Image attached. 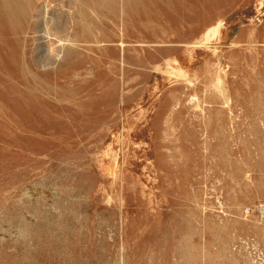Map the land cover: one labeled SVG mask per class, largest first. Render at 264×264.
Returning <instances> with one entry per match:
<instances>
[{
  "label": "rangeland",
  "instance_id": "1",
  "mask_svg": "<svg viewBox=\"0 0 264 264\" xmlns=\"http://www.w3.org/2000/svg\"><path fill=\"white\" fill-rule=\"evenodd\" d=\"M9 1L0 264H264V0Z\"/></svg>",
  "mask_w": 264,
  "mask_h": 264
},
{
  "label": "bare ground",
  "instance_id": "2",
  "mask_svg": "<svg viewBox=\"0 0 264 264\" xmlns=\"http://www.w3.org/2000/svg\"><path fill=\"white\" fill-rule=\"evenodd\" d=\"M12 14L14 17H20L21 16V11L15 7L9 0L5 1V4L0 6V15L2 14ZM204 41V40H203ZM191 45V44H190ZM216 74V73H215ZM218 76V75H217ZM217 79V78H216ZM218 80V79H217ZM216 80V81H217ZM220 81V80H219ZM218 81V82H219ZM222 83V82H221ZM190 84V83H189ZM219 84V83H218ZM219 86V85H218ZM220 90V88H219ZM221 91V90H220ZM222 93V92H221ZM221 95V94H220ZM194 96V95H193ZM222 98V97H221ZM225 98V97H224ZM191 99L193 100V98L191 97ZM223 99V98H222ZM198 100V99H197ZM225 100V99H224ZM223 101V100H222ZM196 102V101H195ZM197 104V103H195ZM226 104V103H225Z\"/></svg>",
  "mask_w": 264,
  "mask_h": 264
}]
</instances>
